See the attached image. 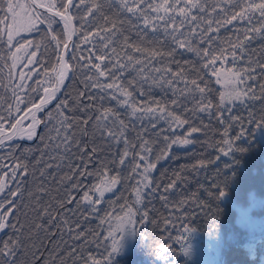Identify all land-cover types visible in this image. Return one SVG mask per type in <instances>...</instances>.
I'll use <instances>...</instances> for the list:
<instances>
[{
	"label": "trees",
	"instance_id": "obj_1",
	"mask_svg": "<svg viewBox=\"0 0 264 264\" xmlns=\"http://www.w3.org/2000/svg\"><path fill=\"white\" fill-rule=\"evenodd\" d=\"M66 1L55 0V10L63 12ZM167 1L175 11L160 15L149 7ZM123 2L136 8V14L122 8V0L73 3L75 36L67 56L71 74L66 86L38 113L36 137L0 146V180L6 178L0 212L8 213L0 247L18 240L14 264H264V26L259 13H251L249 23L231 20L241 7L227 0ZM197 2L206 6L204 12L191 8ZM29 7L36 21L37 16H51ZM180 8L188 12L183 26ZM162 16L174 17L175 23ZM54 21L51 29L37 21L31 33L11 45L0 24V128H10L40 99L44 87L53 84L67 38L64 22L57 17ZM113 24L116 34L102 39L103 29ZM165 26L169 33L175 27L193 37L200 55L174 43ZM86 33L89 43L84 42ZM21 42L30 45L35 58L31 75L20 87L12 73L11 52ZM153 52L163 58L153 59ZM101 55L103 60L97 58ZM213 55L220 57L214 64ZM222 63L236 76L230 91H239V100H221L224 91L214 71ZM181 72L206 89L202 101L199 92L182 93L184 80L164 83ZM114 79L131 93L127 99L138 109L135 114L113 99V89L99 86ZM115 95L121 102L126 99L119 90ZM209 104L207 111H200ZM145 107H162L185 123L170 125L155 119L159 111L145 115L140 111ZM184 139L190 143H173ZM148 164L155 167L144 180ZM133 229L136 234H130ZM114 242L120 243L115 253Z\"/></svg>",
	"mask_w": 264,
	"mask_h": 264
},
{
	"label": "snow or ice",
	"instance_id": "obj_2",
	"mask_svg": "<svg viewBox=\"0 0 264 264\" xmlns=\"http://www.w3.org/2000/svg\"><path fill=\"white\" fill-rule=\"evenodd\" d=\"M137 2H138V0H137ZM227 2L232 7H241V11L238 14H233L231 16V20H237V19L245 20V19H247L248 22L251 23L252 20L254 19V17L251 15V13L258 12L260 17H261V24H262V26H264V0H260L259 3H256L255 0H247V2L244 4H240L239 0H227ZM81 3H83V0H81ZM73 6H74L73 0H67V3L63 4V12H61L59 10H55V9H57V5L55 3V0H53L52 3H49L47 5H38V7H45L51 13V16H47V17L37 16V21L39 23H47L49 29H51L52 24L55 22L54 17H57V16L60 17V19L64 21L65 32L67 33L68 38L71 39L72 32H69V27H70V22L73 19V16L68 14V13H69V9L72 8ZM19 7H21V6L19 4H14L12 2V0H0V13H3V16H0V24H4L7 22V16L9 13L12 14V17L14 19L17 15L16 9ZM94 7L97 9V11H99L101 6L100 5H94ZM121 7L126 8L127 11L133 13V15L136 14L137 9L134 7H129L128 3L123 2V0L121 3ZM149 7H151L154 11H157V12H159L161 8H164L166 13L169 10L175 11V5L174 4H169L166 7L164 5H151L150 4ZM191 8H199V10L201 12H204L206 10V6L201 5L198 2L193 3L191 5ZM221 8H222V10H225V9H223L222 6H221ZM213 11H215V8H213ZM89 12L90 13L92 12L91 8L89 9ZM179 12H180L181 16L183 17V19L181 20V26H183L185 21L188 20V12L185 10V8H180ZM141 15L145 16V25L148 26L149 19L147 17V14L143 10H141ZM104 19L107 22V17H104ZM159 19H172L173 23H175L174 17L162 16V17H159ZM193 19H195V17H193ZM231 20L225 19L224 23H231ZM88 23H91V21H85V24H88ZM217 23H219V21ZM152 27H153V30H156L157 26L152 25ZM209 29H211V23H209ZM103 30L105 32V36L102 37V39H108L109 38L108 33H111V35L114 36L116 34V31H117V29H115V24H113L112 29H103ZM164 30H165V33L167 35H170L172 37V41L174 43L178 44L180 47H186L187 50L190 52H192V51L196 52L197 56L200 55L199 49L194 48L192 46L193 37H189L187 35V33L179 32V29L175 28V27L172 29V32H170V33L167 31V26H165ZM252 30L253 31H260V29H252ZM72 31H75V29H73ZM97 35H100V33L97 32ZM88 36H89L88 33H86L84 36V42L85 43L90 42L88 39ZM8 40H9V42H11V40H12V33L11 32L9 33ZM52 40L57 43V46H59L60 41L57 40V37L55 35L52 36ZM65 46L67 47V45H65ZM105 48H107V45L105 46ZM77 50H79V45H77ZM135 50L139 51V52L144 51L143 49H140V48H137ZM212 51H214V50H212ZM208 54H209V51L206 50L205 55H208ZM33 55H35V53H33ZM157 55H159V56H161V58H163L162 53H156V52L151 53V56L153 59H155V57ZM97 58L100 60H103L104 56L101 55V56H98ZM128 59L131 62L133 58L131 56H129ZM217 59H220V57L213 55L211 57L210 63L214 64ZM60 61L63 64V56L60 57ZM150 62L151 61H149V63ZM137 63H139V61H137ZM94 67L97 69V71H100V65H94ZM66 70H67V65H63V68L59 74V82L60 83H63V76H64ZM157 71L159 72V71H161V69H157ZM216 71L218 72L219 70H216ZM100 75L104 76L105 72L100 71ZM172 76H173L172 80L164 81V83H166L168 85H175V83L178 80H184V87L181 90L182 93L183 92H188V93L199 92L200 96H201V101L204 99V93H205L206 89L204 87H200L197 84L195 79L191 80L190 82L187 81L185 79L184 73H182V72L181 73H172ZM161 79L162 80L164 79L163 76L161 77ZM99 86L101 88L107 87L109 89H113V99H116L118 103L127 104L129 107L132 108L133 114H135L138 111V109L136 107H134L129 102V100L127 99V97L131 95V93H128L122 87H118L116 85L115 79L113 80V83H111V84H107L106 86L105 85H99ZM160 86L163 87L164 84H160ZM117 90L121 91V93L125 95L126 99L123 102L119 101V98L115 95V91H117ZM44 91H45V93H49L48 88H45ZM53 94L54 93H49L48 96H46L41 101V105L36 106V111H39L40 107H42L43 104H46L48 102V99ZM240 96H241L240 92L236 91V89L233 88L227 95H225L224 93H221V100L223 101L224 99H227L229 102H231L233 100H239ZM194 98L195 97L193 96V99ZM173 103H175V101H173ZM197 103H199V102H197ZM208 107H210V104L207 106L201 107L200 111H207ZM16 110L19 111V103L17 104ZM140 111H142L145 115H151V114H154L156 111H159L161 113V115H159L158 117H155V119L164 120V121L168 122L170 125L172 123H176L177 125L182 126L185 123L184 120H181L179 118V116H175L172 112H167L165 114L166 110L162 107L159 108L158 110L150 108V107H145L144 109H141ZM8 113H9V116H11V113H12L11 107H9ZM31 115H32L33 122L37 123L38 121L36 120L35 112H32ZM104 115H105V119H108L109 113L107 111ZM3 122H4V118L0 117V125H2ZM20 123H21V121L18 120L17 124H20ZM113 123H115V120H113ZM17 124H14L12 127L16 128ZM121 125H123L122 121H121ZM191 131L195 132V131H197V129L192 128ZM13 134H15V133H13ZM31 135H32V126L30 125L29 131H28V138L29 139H31ZM7 138L11 139V137H7ZM177 142L182 143V144L190 143V141L188 139H184L181 141H175V140L173 141V143H177ZM0 143H2V140H0ZM224 143L228 144L229 148H231L230 141L225 140ZM127 144H128V141L125 140V145L127 146ZM127 154L128 153L126 150L124 155H127ZM162 155H163V153H162ZM224 155L228 156L229 152L225 151ZM141 159H145V157L142 156ZM158 159H159V157H158ZM123 162H124L123 159H121V164H123ZM153 167H155L154 164H148L145 167V169H144V173H145L144 180H147L148 177L146 174L149 172V169L153 168ZM13 174H15V173H13ZM112 183L115 184V179H113ZM213 186L216 187V185H213ZM145 187H147V185H145ZM172 187H173V185L168 186V188H172ZM168 188H166L165 191H168ZM3 191H4V185H3V183H0V193H3ZM224 194H225L224 191L221 189L219 191V196L223 197ZM10 195L16 196L17 193L12 192V193H10ZM85 195L87 196V194H85ZM137 202H139V196H137ZM4 206H5V201L3 199H0V209H3ZM9 211H11V209H9ZM129 215H132L131 209H129ZM7 219H8V213L7 212H0V230H3L6 227L5 222ZM12 227L15 228V225H12ZM130 234H136L135 229H133ZM17 247H19L18 240L9 239V240L5 241L3 246L0 247V257H2V258H0V264H14V257L16 255ZM119 247H120V243L114 242L113 249H112L113 253L117 252ZM109 260H110V257H109Z\"/></svg>",
	"mask_w": 264,
	"mask_h": 264
},
{
	"label": "rangeland",
	"instance_id": "obj_3",
	"mask_svg": "<svg viewBox=\"0 0 264 264\" xmlns=\"http://www.w3.org/2000/svg\"><path fill=\"white\" fill-rule=\"evenodd\" d=\"M38 3L42 5L45 4V0H35ZM14 4H19L21 7L16 9L17 15L13 19L12 14L9 13L7 17V22L2 24V30L3 33L8 40L9 33H12V40L8 43L11 45L14 40H16L18 37L27 35L31 33V31L34 30V28L37 26V21L34 15L33 10L29 7V3H31L30 0H12ZM170 2H165L163 5L166 7ZM32 6H34L32 4ZM35 7V6H34ZM36 8V7H35ZM157 12V11H156ZM160 15L165 14L164 8H161L159 12H157ZM58 18V17H57ZM61 20L60 18H58ZM63 21V20H62ZM64 22V21H63ZM29 47L30 45L27 42L19 43L17 44L11 52V62H12V73L13 75L18 76V83L19 86H23L25 83L27 77H29L32 73V65L34 64V58L35 55L29 54ZM216 70H219L218 72ZM214 76L223 89L225 95H227L230 91V86L233 84V82H236V76L232 74L230 70H228L225 65L222 63V65L216 67L214 71ZM53 84L46 85L44 88H53ZM32 126V135L31 139L33 138V134L38 126L37 123L33 122L32 117H28L24 120L22 123V126L26 128V134L24 136H21V139L31 140L28 138V131L29 126ZM6 178L3 176L0 180V183H3L5 185ZM2 230H0L1 232Z\"/></svg>",
	"mask_w": 264,
	"mask_h": 264
},
{
	"label": "water",
	"instance_id": "obj_4",
	"mask_svg": "<svg viewBox=\"0 0 264 264\" xmlns=\"http://www.w3.org/2000/svg\"><path fill=\"white\" fill-rule=\"evenodd\" d=\"M30 1L37 9H41V10H45V11L49 12L45 7H38V5H42V4L38 3L37 1H35V0H30ZM75 1L76 0H73V3ZM66 3H67V1H66ZM68 14L71 15V8L69 9V13ZM58 18H60V17H58ZM73 29H75V25H74V22H73V19H72V21L70 22V27H69V32H72L71 39H69L68 35H67L66 41H65V43L63 44V46H62V48L60 50L59 61H58V64H57V68H56V72H55V78H54V82H53L54 86H53V88H48V89H52L53 90L52 93H54V94L51 95V97L48 99V102L46 104H43V106L40 107L39 111H36V106L41 105V101L46 97L45 91H44L45 88H44L43 89V94L40 97V99L35 104L29 106L14 121L12 126L14 124H17L18 120L21 121L20 124H17L16 128H13L12 126L10 128L1 127L0 128V140H2V143H0V146L4 145L7 142L12 141V140H25V141H28L26 139H21L20 137H16L15 134L18 131V128L20 126H22V123L24 122V120L29 117L28 114H31L32 112H35V117H36V120L38 121L37 122L38 126H37V128H36V130H35V132L33 134L34 135L33 138L36 137L37 131H38V128H39L38 113L44 111L46 108L51 106L60 97V95H61L64 87L66 86V83H67V81H68V79L70 77L71 68H70V66L68 64L67 56L71 52L73 41H74L75 31H72ZM65 45H67V47ZM61 56H63V64L60 61V57ZM63 65H67V70L65 71V74L63 76V83H60L59 82V74H60V72H61V70L63 68ZM26 116H28V117H26ZM13 133H15V134H13ZM7 137H11V139H8Z\"/></svg>",
	"mask_w": 264,
	"mask_h": 264
},
{
	"label": "bare ground",
	"instance_id": "obj_5",
	"mask_svg": "<svg viewBox=\"0 0 264 264\" xmlns=\"http://www.w3.org/2000/svg\"><path fill=\"white\" fill-rule=\"evenodd\" d=\"M48 90H49V93H52V92H53L52 89H48ZM49 93H45V95L48 96ZM28 116H29V117H30V116L32 117L31 114H28ZM28 116H26V117H28ZM25 130H26L25 127L20 126V127L18 128V131L16 132L15 136H16V137L24 136V135L27 133Z\"/></svg>",
	"mask_w": 264,
	"mask_h": 264
}]
</instances>
